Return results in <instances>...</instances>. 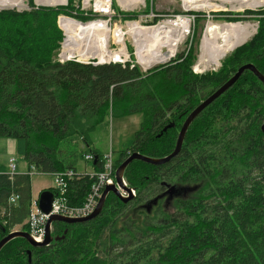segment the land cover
Here are the masks:
<instances>
[{
    "label": "trees",
    "instance_id": "trees-1",
    "mask_svg": "<svg viewBox=\"0 0 264 264\" xmlns=\"http://www.w3.org/2000/svg\"><path fill=\"white\" fill-rule=\"evenodd\" d=\"M188 14L194 15V32L205 15ZM59 15L90 20L71 0L65 6L0 10V138L14 140L25 170L78 172L77 150L90 145L88 132L103 123L108 109L112 116H142L115 168L132 152L164 157L188 113L240 66L251 63L264 76V6L216 15L227 22L252 20L256 32L227 53L217 71L204 73L192 69L195 48L187 38L183 51L144 72L138 65L55 61L63 40ZM59 24L66 32L64 18ZM263 121L264 84L246 70L192 121L175 158L160 166L139 160L126 166L123 179L135 191L131 200L110 193L92 220L53 221L50 234L58 240L47 246L14 238L0 249V264H264ZM88 183H72L68 197L80 202ZM172 185L178 193L169 210L162 198ZM186 187L192 191L183 196L179 188ZM11 195L18 196L14 203ZM155 198L150 212L142 209ZM31 199L30 176H11L0 167V240L27 231Z\"/></svg>",
    "mask_w": 264,
    "mask_h": 264
},
{
    "label": "built area",
    "instance_id": "built-area-1",
    "mask_svg": "<svg viewBox=\"0 0 264 264\" xmlns=\"http://www.w3.org/2000/svg\"><path fill=\"white\" fill-rule=\"evenodd\" d=\"M22 2L24 0H21ZM118 6L123 10V12H117L114 9V0H76L75 6L76 9L85 15L89 16L90 20L86 22H82L76 20L75 18L59 15L57 18V24L59 28H62L59 25L60 19L70 18L80 23H89V22H99V25L95 27V32L97 30H106L107 35L112 38V44L108 45L112 49H109L108 54H103L102 57H106L105 63L102 64H111L117 63L122 66L128 64L130 68L134 65L141 66V63L138 61L135 51L132 54L134 58H131V55L126 54L124 56L119 55L117 60L112 59V55L116 54V52L120 49V44H115L113 41L112 33L118 28L120 32L123 34V30H121L120 26L123 23L125 13H130L134 15L133 19H126L127 23H135L139 26L149 27L146 25L153 18H161V15L153 12L151 1L152 0H115ZM150 1V5H148ZM68 0H33L32 6L35 8L38 7H56V6H65L67 5ZM148 2V3H147ZM10 7V6H6ZM149 7V12H145L144 10ZM16 11H24L29 10V6L27 7H18L15 6ZM22 8V9H21ZM1 9V8H0ZM181 16V15H175ZM182 16L189 22L193 20L194 15L188 14L185 12ZM187 16V18L185 17ZM209 17V15L207 14ZM187 22V23H188ZM118 25V26H116ZM65 34L63 33V40L60 45V49L57 53L56 60L60 63H64L67 61H76L81 63H92L95 65H102L98 62V60L93 61L94 57L91 55L85 54L84 56L78 55H67L62 52V43L64 41ZM124 45V42H123ZM126 51L127 46H126ZM77 56V58H76ZM82 159L85 163L91 164V169H84V171L76 172L74 170L67 169L61 172L49 173L52 176V186L49 187L53 193V201L51 203V207L48 213L42 212L37 203V198H32L29 206V213L26 219L27 233L32 237V239L36 242H41L45 236V224L50 215H60L68 218H83L90 215L96 208L98 201L101 197L102 191L107 185L114 183V174H115V166L111 160V154L101 157L98 161L94 162V155L92 151H84ZM9 170L8 174L11 176L24 173L29 176L33 174H41L43 172L39 171L33 166H30L27 170L17 171L16 170V161L15 158L9 159ZM95 165L96 167H94ZM88 180V188L85 192V195L80 202H75L68 197V188L72 183H78L81 180ZM124 186H127L125 180H123ZM128 187V186H127ZM130 188V187H129ZM121 195L128 196V193L121 190L119 188ZM132 197L135 196L134 189L130 188V193ZM18 199L17 195H11L9 197V202L14 203Z\"/></svg>",
    "mask_w": 264,
    "mask_h": 264
},
{
    "label": "bare ground",
    "instance_id": "bare-ground-1",
    "mask_svg": "<svg viewBox=\"0 0 264 264\" xmlns=\"http://www.w3.org/2000/svg\"><path fill=\"white\" fill-rule=\"evenodd\" d=\"M182 1L184 4L188 5V8L193 9L205 8L211 10L219 7L217 4L212 3L213 0ZM219 1H221V3H230L232 4L233 9H238L242 7H259L263 0ZM21 4V0H0V8H4L6 6H10L11 8L15 6L20 7ZM64 23L66 26V32L62 29L63 33L65 34L62 44L63 53L72 55L75 54V51H77V55L79 56L88 54L97 58L98 62L100 63L106 61L107 58L102 57L103 54L105 55L109 52L107 46L110 34L109 36L107 35L106 28L105 30L102 29L95 32V27L99 25V22L80 23L70 18L64 19ZM187 25L188 23L185 18L175 22L163 20L157 25L143 28L135 23H127L123 34L118 28H116L112 33V36L115 40L114 43L121 45L116 54L112 55V59L117 60L119 55H125L124 51L126 48L124 49L123 39L124 36L128 35L131 37L135 55L138 61L141 63L143 69H148L155 64L163 63L170 59V57L173 55L181 37H183V29ZM254 30L255 27L248 22H238L235 24H217L208 22L205 25L200 42L198 64L204 68L210 65H219V62L223 56L237 46H240L241 43L243 44V42L251 36ZM80 39L86 42V45L84 43L79 45L77 41ZM94 160H97L96 156H94ZM166 187L168 188V186ZM187 188L188 187L184 189Z\"/></svg>",
    "mask_w": 264,
    "mask_h": 264
},
{
    "label": "rangeland",
    "instance_id": "rangeland-1",
    "mask_svg": "<svg viewBox=\"0 0 264 264\" xmlns=\"http://www.w3.org/2000/svg\"><path fill=\"white\" fill-rule=\"evenodd\" d=\"M71 1L73 4L76 3V0H71ZM212 3L217 4L219 7L215 8V9H211V10H208L205 8L193 9V8H188V5L184 4L182 0H152L151 1L153 12H156V13L161 15V18H159V21H157V23L154 25L159 24L163 20L172 21V22L182 20L184 18V16H182L184 13L175 14L176 11H181V12L193 11V12L204 13L205 19L201 18L199 20V22L197 23V25L195 27L194 32L192 31L193 21L192 20H190L189 22L187 21L188 25L183 29V31L185 33L183 32V37H181L177 48L175 49L173 55L170 57V59H172L176 53L183 51V49L186 46V40L187 39H188V41L191 40L190 42H192V46L195 48V57H196L195 62L192 65V69L196 73H204L207 71H209V72L217 71L220 68L221 62L225 56L224 55L223 58L220 60L219 65H215V66L210 65V66H206V68H204L198 64L200 42H201V38L203 35L205 25L208 22L217 23V24H221V23L235 24L238 22H240V23L248 22L255 27L256 23L253 22L252 20L227 22V21L223 20L222 17L216 18V15L218 13H222V12L223 13L224 12L243 13L246 10H252L253 11V10L260 9L264 6V0L262 1L261 5L259 7H256V8L242 7V8H238V9L237 8L233 9L232 4L221 3V1H219V0H213ZM32 4H34L33 0H32V3L30 0H24L22 2V4L20 5V7L23 8V7L29 6L30 9H36L35 7L32 6ZM149 5H150V1H149ZM3 9L16 11V8H14V7H12V8L11 7H4V8H1L0 10H3ZM114 9L117 12H123V10L118 6V4L116 3L115 0H114ZM29 10H24V11H29ZM17 12H22V11H17ZM207 14L209 15V17L207 16ZM175 15H181L180 16L181 18L179 16H175ZM185 17L187 18V16H185ZM242 17H244V16H242ZM126 21H127L126 19H123L122 20L123 23L120 26L121 30H123V31L126 29V24L124 23ZM147 22L148 23L146 25L154 26V25H150L149 21H147ZM116 26H118V25H116ZM255 32L256 31L254 30L253 33L251 34V36ZM251 36L249 38H251ZM113 41H115L114 38H113ZM123 42H124V49L127 46V50H128V52H127L125 49L124 52L128 55L130 54L131 58L133 59L134 56L132 54L134 53L135 50H134V46L132 44L131 37L128 35L124 36ZM77 43L79 45H81L82 43H84L86 45V42H84L81 39L78 40ZM111 44H112V38L109 37L108 45H111ZM189 44L190 43L188 42L187 48H188ZM109 49H112V48L109 46ZM56 53H58V51H56ZM56 53L54 54V57H53V60H55V61H56V57H57ZM77 54H78V52L75 51L74 55H77ZM76 58H77V56H76ZM170 59H168L167 61H165L163 63L155 64V65L151 66L150 68L158 66V65H164ZM96 60H97V58L94 57L93 61H96ZM103 63H105V62H103ZM139 68L143 72L150 69V68L143 69L142 66H139ZM141 121H142V116L140 113H133V114L124 115V116H117L115 113L112 116L111 109H108L103 123L97 125L95 127V129L93 131H91L90 133L88 132V134L90 135V138H91L90 145L89 146L84 145V146H81L78 148V150H77V163L75 165L77 170L82 171L84 169H91V164L85 163L84 160L80 157L81 153H83L84 151H94V152L98 153V155L100 157H104L110 153L111 154V160L113 163H115L116 160L118 159L119 155L124 150L128 149L131 146V144L133 143L135 133L139 130L140 125H141ZM10 158H15L17 171H20V170L26 168L25 163L23 162V160L20 158V156L17 154V152L15 150L14 140L9 139V138H0V167L2 169L9 170V162L8 161ZM73 159H75V157ZM52 181H53L52 176L49 173H41V174L31 175L30 176V186H31L32 197L37 198L39 192H41L44 189H48L49 187H51ZM16 228L18 229V227H16Z\"/></svg>",
    "mask_w": 264,
    "mask_h": 264
},
{
    "label": "water",
    "instance_id": "water-1",
    "mask_svg": "<svg viewBox=\"0 0 264 264\" xmlns=\"http://www.w3.org/2000/svg\"><path fill=\"white\" fill-rule=\"evenodd\" d=\"M96 64H98V63L96 62L95 65ZM246 70L252 72L253 75H255L257 77V79L261 83L264 84V76L255 68L254 65L247 63V64L240 66L236 70V72L225 83H223L220 87H218L216 90H214L209 96L204 98L196 107H194L188 113V115L184 119L182 126L178 132L175 147L170 154H168L164 157L155 158V157H148V156L141 155L138 152L130 153L116 167L115 174H114V183L107 185L104 188L95 210L90 215H88L87 217H84V218H68V217H64V216H60V215H50V217L46 221L45 236L41 242L34 241L32 239V237L26 231L15 230V231H11L10 233H8L5 237H3L0 240V249L7 242H9L10 240L17 238V237H21V238L25 239L31 247H43V246L49 245L52 240H58V237H52L50 234L51 223L53 221H62L65 223H82V222L92 220L101 212L103 205H104V202H105V199H106L107 195L110 193H112L114 196H116L122 202H126L128 200H131L132 196L129 194L130 188L127 186H124V184H123V172H124L126 166L134 160H139V161H142L144 163L154 165V166H160V165L168 163L173 158H175L181 149V145L183 143L184 136L186 134L188 127L192 123V121L201 113V111L205 107H207L216 98H218L221 94H223L226 90H228L237 81V79L241 76V74ZM260 130L264 134V122L261 124ZM119 188L121 190L125 191L126 193H128V196L121 195ZM181 189H184V188H179V190H181ZM177 193H178V188L174 185L168 186V188L165 192V194H167L168 196H174V195H177ZM52 201H53L52 191H50L48 189H44L41 192H39L38 198H37V203H38L39 209L42 212H44V213L49 212ZM156 203H157V198H155L152 201H150L149 203H147L146 209L149 211L150 208L153 205H155ZM29 259H30V253L28 252V262H30Z\"/></svg>",
    "mask_w": 264,
    "mask_h": 264
},
{
    "label": "flooded vegetation",
    "instance_id": "flooded-vegetation-1",
    "mask_svg": "<svg viewBox=\"0 0 264 264\" xmlns=\"http://www.w3.org/2000/svg\"><path fill=\"white\" fill-rule=\"evenodd\" d=\"M165 189H167V187L165 188ZM191 191H192V187H188L187 189H181L180 190V192H182L183 193V196H185L186 194H188V193H191ZM172 199V196H167V195H165V197L164 198H162V205L166 208V209H171V200ZM141 207H142V209L143 210H145L146 212H150V210H151V208H150V210L148 211L147 209H146V205H141Z\"/></svg>",
    "mask_w": 264,
    "mask_h": 264
},
{
    "label": "crops",
    "instance_id": "crops-1",
    "mask_svg": "<svg viewBox=\"0 0 264 264\" xmlns=\"http://www.w3.org/2000/svg\"><path fill=\"white\" fill-rule=\"evenodd\" d=\"M22 170H24V169H22ZM22 170H20V171H22ZM33 198V197H32Z\"/></svg>",
    "mask_w": 264,
    "mask_h": 264
}]
</instances>
